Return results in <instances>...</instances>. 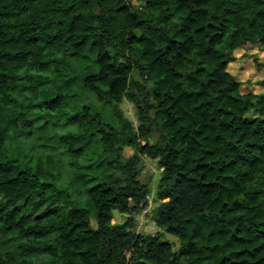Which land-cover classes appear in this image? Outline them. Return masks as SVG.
I'll return each mask as SVG.
<instances>
[{"label":"trees","instance_id":"trees-1","mask_svg":"<svg viewBox=\"0 0 264 264\" xmlns=\"http://www.w3.org/2000/svg\"><path fill=\"white\" fill-rule=\"evenodd\" d=\"M251 48L264 0H0V264H264V93L228 71ZM125 147L161 170L153 235Z\"/></svg>","mask_w":264,"mask_h":264},{"label":"rangeland","instance_id":"rangeland-1","mask_svg":"<svg viewBox=\"0 0 264 264\" xmlns=\"http://www.w3.org/2000/svg\"><path fill=\"white\" fill-rule=\"evenodd\" d=\"M131 1L134 3L136 0ZM235 58V61L228 66V71L234 75L239 82H241V92L243 94L250 93L251 91L254 93H264V50L260 51L251 48L245 51H238L235 54ZM120 109L123 116L131 122L136 129L138 121L133 105L124 100L120 104ZM153 139L154 136L149 137V141ZM139 142L141 143V141ZM122 155L126 159L136 155L137 180L140 184L146 186L148 192L145 198V207L137 214L131 216L133 229L137 233L142 234L153 235L156 232H160L153 221L152 210L157 206L155 192L161 170L157 167L155 160L137 154V152L130 147H125L122 151ZM66 177L67 172L65 169L62 179L64 182H66ZM128 217L129 215L127 214H121L114 211L111 224L123 223ZM163 239L173 243V249L178 246V242L173 236L164 234Z\"/></svg>","mask_w":264,"mask_h":264}]
</instances>
